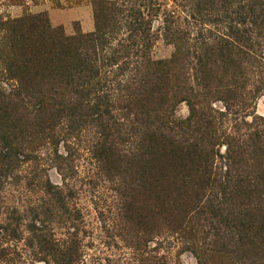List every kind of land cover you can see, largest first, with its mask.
<instances>
[{
  "label": "rangeland",
  "instance_id": "rangeland-1",
  "mask_svg": "<svg viewBox=\"0 0 264 264\" xmlns=\"http://www.w3.org/2000/svg\"><path fill=\"white\" fill-rule=\"evenodd\" d=\"M229 3L0 0V25L33 17L37 28L29 42L55 43L58 36L61 43L76 38L87 47L86 36L106 27L114 49L139 42L142 30L130 12L139 8L146 21L145 55L160 64L169 118L214 128L208 166L175 167L163 180L159 167L135 148L137 124L95 146V117L51 106L57 99L39 109L20 96L1 98L0 264H264L262 219L250 214L247 182L231 179L236 171L247 176L256 186L252 201L260 202L264 23L246 18L238 25V38L245 39V31L250 37L247 48L238 46L230 34L237 30L229 29L236 25ZM125 52L113 56L119 65ZM11 84L0 74L2 94ZM114 108V119L126 115ZM243 131H257L259 138L242 147Z\"/></svg>",
  "mask_w": 264,
  "mask_h": 264
},
{
  "label": "trees",
  "instance_id": "trees-1",
  "mask_svg": "<svg viewBox=\"0 0 264 264\" xmlns=\"http://www.w3.org/2000/svg\"><path fill=\"white\" fill-rule=\"evenodd\" d=\"M244 2L245 0H230V8L232 7L230 14L233 15L236 25L231 24L229 29L237 30L234 33L230 31V34H233L232 41L242 48H247L250 37L245 31L246 37L241 41L238 38V25L244 24V20L247 19L252 24L255 19H259L263 24L264 0H247L246 5ZM132 8L131 17L137 18L135 23L140 28L138 30H142V35L139 42L119 44V47H116L118 49L112 48L111 42L107 41L109 31L106 27L105 31L100 27L93 34L86 36L83 41L87 43L85 47L78 46L80 41L76 38H67L61 43L63 40L58 36H55V43L44 44L34 40L29 42L36 27L33 17L8 21L0 25L2 63L0 74L6 81L12 83L6 96L0 92V100L12 95L20 96L19 100H30L28 102L33 106L44 109L45 103L57 99L59 102L51 106L62 108L70 114L77 110L83 111L89 117H95L92 122H97L99 137L95 146L101 141L106 143L105 139L108 136L116 135V139L121 137L128 127H135L134 124H137L135 148L138 149L141 159L159 167L157 175L163 180L170 179L169 173L175 167L180 169L194 167L196 171H200L208 166L213 156L207 139L214 128L208 122L204 123L201 129L197 123H194L195 128H192L191 119L169 118L170 111L164 109L162 102L165 97L160 96L163 76L159 77L156 71L161 70L160 64L150 61L145 55L146 48L143 42L147 34L146 21L139 8L136 9L135 6ZM109 30L111 31V27ZM220 41L225 40L221 38ZM120 51L127 52L120 57L122 65L117 63V59H113ZM52 89L62 90L53 93ZM155 90L159 92L156 97L153 95L156 93ZM157 98L160 102L156 101ZM118 106L120 108L117 111L126 109L127 112L126 115L122 114V118L114 119L113 113L116 112L114 107ZM129 116L132 117V121H127ZM114 124L116 126H111ZM242 124L245 127L247 125L243 122ZM243 132L238 139L242 147L254 143L259 138L257 131ZM113 143L109 138L106 145L109 151L114 150ZM256 150L264 152V148L261 147H257ZM202 175L206 181H210V175L204 176L203 173ZM233 175L231 179L236 178L240 183L247 182L251 193L244 192L249 202L248 209L250 214L252 211V215L254 212L260 214L263 229L259 237L264 241V191L260 202L252 201L256 186L238 171ZM205 186H208V183ZM234 190L237 192L236 188Z\"/></svg>",
  "mask_w": 264,
  "mask_h": 264
}]
</instances>
